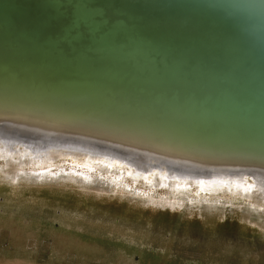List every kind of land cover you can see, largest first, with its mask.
I'll return each mask as SVG.
<instances>
[{
	"label": "bare ground",
	"instance_id": "1",
	"mask_svg": "<svg viewBox=\"0 0 264 264\" xmlns=\"http://www.w3.org/2000/svg\"><path fill=\"white\" fill-rule=\"evenodd\" d=\"M18 1L48 47L30 55L1 20V124L264 180V0Z\"/></svg>",
	"mask_w": 264,
	"mask_h": 264
},
{
	"label": "rangeland",
	"instance_id": "2",
	"mask_svg": "<svg viewBox=\"0 0 264 264\" xmlns=\"http://www.w3.org/2000/svg\"><path fill=\"white\" fill-rule=\"evenodd\" d=\"M5 123L0 264H264V180L250 165L225 179L179 161L143 168L83 135L58 143Z\"/></svg>",
	"mask_w": 264,
	"mask_h": 264
},
{
	"label": "water",
	"instance_id": "3",
	"mask_svg": "<svg viewBox=\"0 0 264 264\" xmlns=\"http://www.w3.org/2000/svg\"><path fill=\"white\" fill-rule=\"evenodd\" d=\"M8 7L6 11L2 9ZM32 11L28 6H22L18 0H0V22L2 19H10L9 26L2 25L4 28V39L9 38L14 42H19L26 40V38H31L29 35L33 36V40L28 48L30 55L42 54V50H46L48 46L46 44V39H43L42 32H40V27L37 26V18L32 15ZM6 22V21H5ZM14 25V27L12 26ZM16 26V28H15ZM43 27V26H41ZM44 29V27L42 28ZM41 29V31H43ZM28 36V37H27ZM24 43L20 44L23 46ZM259 65L264 68V56L261 57Z\"/></svg>",
	"mask_w": 264,
	"mask_h": 264
}]
</instances>
